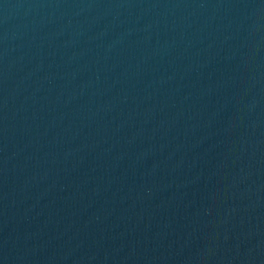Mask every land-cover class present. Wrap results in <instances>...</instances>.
<instances>
[{
  "label": "water",
  "instance_id": "95a60500",
  "mask_svg": "<svg viewBox=\"0 0 264 264\" xmlns=\"http://www.w3.org/2000/svg\"><path fill=\"white\" fill-rule=\"evenodd\" d=\"M0 264H264V0H0Z\"/></svg>",
  "mask_w": 264,
  "mask_h": 264
}]
</instances>
